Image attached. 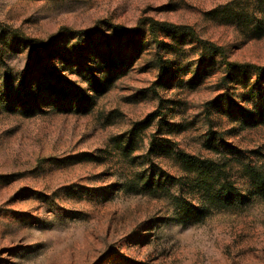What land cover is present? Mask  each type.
<instances>
[{"label":"rangeland","instance_id":"obj_1","mask_svg":"<svg viewBox=\"0 0 264 264\" xmlns=\"http://www.w3.org/2000/svg\"><path fill=\"white\" fill-rule=\"evenodd\" d=\"M251 65L264 0H0V264H264Z\"/></svg>","mask_w":264,"mask_h":264},{"label":"trees","instance_id":"obj_2","mask_svg":"<svg viewBox=\"0 0 264 264\" xmlns=\"http://www.w3.org/2000/svg\"><path fill=\"white\" fill-rule=\"evenodd\" d=\"M163 26V28L170 32V30H180V26L168 24V23H158L157 21L153 22L151 24V33L154 36V27L155 25ZM211 49H209L210 54H221L222 49L221 47H216L211 45ZM229 65L231 63H228ZM251 68L253 69L254 73L258 77L264 76V66H258V65H251ZM103 90V89H102ZM177 157L182 160L185 164L193 167L197 173L203 177H212L216 184H218L219 188L225 193V196L230 195V186L231 183L228 181V178L226 177L224 170L217 167L213 160L211 159H200L195 155L187 154L183 151L177 153ZM223 178L221 179V177ZM247 176L249 179L253 181L259 188H261L264 191V173L256 168H248L247 169Z\"/></svg>","mask_w":264,"mask_h":264}]
</instances>
